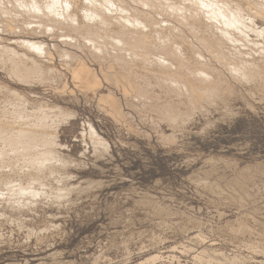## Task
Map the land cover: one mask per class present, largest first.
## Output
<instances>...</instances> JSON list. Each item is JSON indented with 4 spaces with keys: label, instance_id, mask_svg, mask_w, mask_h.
<instances>
[{
    "label": "rangeland",
    "instance_id": "obj_1",
    "mask_svg": "<svg viewBox=\"0 0 264 264\" xmlns=\"http://www.w3.org/2000/svg\"><path fill=\"white\" fill-rule=\"evenodd\" d=\"M1 1L0 47L6 51L2 53L0 49V58L8 57V64L11 60L18 62L12 56L15 51V55L31 61L35 58L41 63L40 67L44 64L41 68L45 67L31 82H21L11 72L14 69L11 70L10 64L5 65L6 59L5 63L1 62V129L5 130L2 126L5 123L4 127L9 125L11 131L14 129L15 133H8L7 127L6 137L10 133L17 134L20 128L29 130L36 125L35 131L38 130L40 136L35 132L34 139L30 138L32 143L42 142L39 147L43 152L45 141L54 138L56 145L53 141L54 146L47 149L54 148L58 155L57 162L56 159L51 161L52 167L47 164L46 172L39 171L43 182L34 184L36 190L32 184V189L37 191L34 196L27 194L21 199L18 188L12 191L10 188L19 187L21 183L28 185L25 177L28 179L36 170L29 165L30 156L24 152L20 155L1 140L0 147L3 150L5 145V151L0 152L5 155L0 158V176L7 179L10 175L11 178H8L9 184L0 186V264H264V77L243 80L233 75L215 55L199 48L194 35H189L186 28L160 9L162 15L155 13V20L163 25L167 23L165 29L171 28L172 32L178 28L180 32L183 30L188 40L192 39L204 53L210 78L207 84L219 93L212 96L214 101L207 100L211 98L206 96L195 104L185 89L174 91L173 84L164 79L156 65L123 59L124 52L120 51L122 58L115 49L112 54L111 46L104 51L110 44L107 40L113 39L117 32L116 26L101 30L94 27V22L81 30L79 25V34L72 32L71 27L58 28L47 19H42L44 22L34 17L31 18L35 20H28L30 17L22 15L15 0ZM127 1V7H136L135 2ZM245 1L234 0V3L242 2L250 9L255 8L254 3L257 5L264 0ZM16 15L22 16L23 22ZM260 19H253L252 23L262 30L264 20ZM171 21L174 25L169 24ZM22 27L25 32L21 31ZM45 29L49 32L44 33ZM86 30L90 33H85ZM86 34L89 36L85 37ZM91 35L107 42L97 41ZM73 37L78 41L72 46L69 42ZM256 38V34L251 33L250 39L262 46L264 36ZM87 39L94 41V48H98L94 53L98 52L101 60L94 53L93 56V46ZM19 40L42 43L49 51L43 56L28 53L17 42ZM251 40L248 41L250 47H244L245 42L239 44L247 49L246 53L250 48L255 49ZM84 43H89L91 48ZM158 48L150 49L152 57L167 58L166 51ZM39 58L41 61L37 60ZM74 60L92 70L97 78L93 80L98 82L96 86L92 83L88 88L72 78V70L78 65ZM137 64L143 65L142 68ZM125 69L134 78L133 87L119 80L127 75ZM155 73L162 76L155 77ZM43 111L49 119L42 118ZM21 119L29 121V125ZM39 120H44L46 132ZM51 120L54 122L50 123ZM20 123L23 124L19 126ZM48 124H52L51 128ZM92 131L97 137H91ZM39 138L44 140L39 141ZM19 144L15 147L25 148L23 142ZM39 147L29 150L39 155ZM39 191L47 196L39 195Z\"/></svg>",
    "mask_w": 264,
    "mask_h": 264
},
{
    "label": "bare ground",
    "instance_id": "obj_2",
    "mask_svg": "<svg viewBox=\"0 0 264 264\" xmlns=\"http://www.w3.org/2000/svg\"><path fill=\"white\" fill-rule=\"evenodd\" d=\"M132 2H135L136 7H133L132 9L129 8V6L127 7V0H15V2H17L18 4V7L20 9H22V15L27 18L28 20H32L31 17H34V18H37L36 20L40 19L41 22L43 21L42 19H44L46 21L47 20H50L52 22V24L56 25L58 28L60 27H66V29H69L71 27V30L72 32H77L79 33V25L81 26V30H82V27H84V30H85V27H88L89 23H94L95 22V26L96 28H100L101 30L104 28V29H107L108 27L110 28V26H113L115 27L116 26V31L115 32V36H113V39L111 40L109 38V40H107L110 44L109 46H105L104 47V51L106 47H112L113 49L111 50V52L115 49L117 51H119V56H120V51H123L124 52V56L122 55L123 59H126L128 61H133V60H138L139 62L141 61V63H143V65H147V64H152V67L153 65H156L158 68H160L163 72V75H164V79H166L167 81H169L171 84H173L172 87H174V91H181L180 89L183 88L185 89V93L188 94L189 97H191V99H193L194 103H198L199 101H202L203 98H211V99H207V100H213L214 101V98L212 97L214 95V93L216 94L217 91H215V89H213V87L210 85V84H207L208 81H210V78H209V75L207 73L206 70H208V64H206V60L204 59V53H202V49L204 51H206L208 54L210 55H215L218 59H220L222 61V63H224V65L226 66L227 70L230 71V73H232L233 75H237L238 77H241L243 80H249V78H263L264 77V44H261L259 45V43L252 41L250 39L251 37V33H255L256 34V37L257 38H260L262 36H264V28L261 29H258V28H255V23H252V22H255L253 19L255 18H262L264 20V4L263 2H261L260 4H257L255 5V3L253 4L255 6V8H250L249 7H244V5L242 4V2H237V3H234V0L233 3L231 4V2L229 3V1L227 0H130ZM241 1V0H240ZM245 1V0H244ZM247 1V0H246ZM245 1V2H246ZM255 1V0H254ZM8 1L6 0V3ZM131 2V3H132ZM137 2V3H136ZM188 2V3H186ZM236 2V1H235ZM2 4V1L0 2ZM249 3V2H248ZM15 4V3H14ZM129 4V3H128ZM2 6V5H0ZM4 6V5H3ZM7 6V5H6ZM249 6V4H248ZM8 7V6H7ZM1 8V7H0ZM4 8V7H3ZM6 8V7H5ZM9 8V7H8ZM12 10H13V7H11ZM248 8V9H247ZM2 9V8H1ZM7 9V8H6ZM160 9H164L165 11H167V13L170 14L171 17H173L172 19L180 24L182 27L186 28L187 31H188V34L189 35H194V39L195 41H197V44L199 45V48L201 49H197L196 45H194L192 43V39L189 41L188 40V35H185L184 31L181 30L177 31L174 30V32L170 31L171 28L169 29L168 27L171 26V25H174L172 24V21L171 25H169L168 29H165L164 24H160L158 22V20L156 21L155 18H154V15L155 13H157L158 15V12L160 11H163V10H160ZM160 10V11H159ZM8 11V10H6ZM5 11V12H6ZM11 11V10H10ZM2 12V10H1ZM14 12V11H13ZM21 12V11H20ZM8 13V12H7ZM10 13V12H9ZM161 15H162V12H160ZM164 13V12H163ZM165 13V14H167ZM4 14V13H3ZM15 15V13H13ZM12 14V16H14ZM156 15V16H157ZM2 16V14H1ZM6 16V15H4ZM10 16V14H9ZM17 16V17H16ZM15 17L16 18H20L21 17V20L23 22V17L20 16L18 17V15H16ZM160 16V14H159ZM165 16V15H164ZM168 17L171 19V17ZM247 16V17H246ZM163 17V16H162ZM9 19V18H8ZM164 19V18H163ZM15 20V19H14ZM20 20V21H21ZM35 20V19H33ZM32 20V21H33ZM38 20V22L40 21ZM167 20V19H166ZM261 20V19H260ZM7 21V20H6ZM11 21V20H10ZM19 21V20H18ZM49 21V24L51 23ZM168 21V20H167ZM17 22V21H16ZM29 22V21H28ZM44 22V21H43ZM161 22V21H160ZM26 23V22H25ZM46 23V22H45ZM44 23V24H45ZM165 23V22H164ZM27 24V23H26ZM31 25V23H28ZM27 24V25H28ZM24 25V23H23ZM29 25V26H30ZM38 25V24H37ZM163 25V26H162ZM25 26V25H24ZM33 26V25H32ZM43 26V25H41ZM46 26V24H45ZM92 26V25H91ZM167 26V25H166ZM31 27V26H30ZM38 27V26H36ZM55 27V26H54ZM68 27V28H67ZM176 27V26H175ZM20 27H18L19 29ZM33 28V27H32ZM35 28V27H34ZM43 28H45L43 26ZM42 28V29H43ZM47 28V27H46ZM49 28H51L49 26ZM174 28V26L172 27ZM26 29V28H25ZM38 29H41L40 27H38ZM37 29V30H38ZM53 28H51L52 30ZM56 29V28H55ZM64 29V28H63ZM95 29V28H94ZM1 30V29H0ZM24 28L22 27L21 31H23ZM30 30V29H28ZM31 30H34V29H31ZM30 30V31H31ZM36 30V29H35ZM60 30V29H59ZM110 30V29H109ZM112 30V29H111ZM110 30V31H111ZM115 30V29H114ZM180 30V29H179ZM3 31V30H2ZM15 31V30H14ZM40 31V30H38ZM37 31V32H38ZM44 30H42L41 32H43ZM48 31V30H47ZM45 29V32L44 33H48ZM66 31V30H65ZM88 30H86L85 33H87ZM91 31V30H90ZM96 31V30H95ZM103 31H106V30H103ZM25 32V30L23 31ZM36 32V31H35ZM40 32V33H41ZM71 32V33H72ZM81 32V31H80ZM113 32V31H112ZM111 32V33H112ZM84 33V34H85ZM90 33V32H88ZM87 33V34H88ZM101 34V31L99 32ZM104 33V32H103ZM106 33V32H105ZM17 34V33H16ZM35 34V33H34ZM77 34V33H76ZM80 34V33H79ZM85 35L86 36H89V35ZM43 35V34H42ZM63 35V34H62ZM94 35V34H93ZM91 35V36H93ZM110 35V36H111ZM155 35L158 36V38L156 39L155 38ZM37 36V35H36ZM71 36V35H69ZM82 37V34L80 35ZM97 37V33L96 35H94ZM93 36V39L95 38ZM99 36V34H98ZM103 36V35H102ZM107 36V35H105ZM156 36V37H157ZM160 36V37H159ZM104 37V36H103ZM64 38V37H62ZM68 38H71V37H68ZM92 38V37H91ZM100 38V37H99ZM102 38V37H101ZM107 38V37H106ZM105 38V40H106ZM256 38V39H257ZM1 39V38H0ZM83 41L85 40V38H82ZM96 39V38H95ZM98 39V38H97ZM96 39V40H97ZM193 39V40H194ZM64 40V39H63ZM89 39H87L86 42H88ZM95 40V41H96ZM251 40V45L256 49H252L250 48V51L249 52H244L245 50L247 49H242L239 44L241 42H245V44L243 43L242 45L245 47L249 46L250 43H248V41ZM68 40L66 39V42ZM74 41H78V40H74V37H73V41L71 40L69 43H71V45L73 46L74 45ZM91 40H89L90 42ZM97 41H103L102 39H99ZM96 41V42H97ZM107 41H103L104 43L107 42ZM20 46L22 48H25L26 51H28V53H34V54H37L40 55V56H43V55H46L48 52H46V46L44 48V45H42V43H38V42H29V41H17ZM94 42V41H93ZM91 41V45L93 46L94 48V45L92 44L93 43ZM101 42V43H103ZM76 44L78 42H75ZM98 43V42H97ZM100 43V44H101ZM103 43V45H105ZM260 43H264V42H260ZM66 44V43H65ZM86 45V47L90 44L88 43H84ZM107 44V43H106ZM247 44V45H246ZM70 45V44H68ZM98 45V44H97ZM241 45V44H240ZM6 46V45H5ZM76 46V45H75ZM84 47V45H82ZM88 48H91L89 47ZM96 46V45H95ZM242 46V47H243ZM86 47L84 49H86ZM99 47V46H97ZM162 48V50H165L166 54L165 56L167 55V58H164V59H160L159 57H157L158 59H156V57H152V52H151V48ZM250 47V46H249ZM78 48V47H77ZM93 48L91 49L92 54L94 53V51H97L98 48L96 49V47L94 48L95 50H93ZM158 48V49H159ZM0 49H2L0 47ZM5 49V48H3ZM2 49V50H3ZM58 49V48H56ZM76 49V48H75ZM109 52V48H107ZM159 49V50H160ZM8 50V49H7ZM81 50V49H79ZM157 50V49H156ZM154 50V51H156ZM4 51L6 50H3L2 53H4ZM49 51V50H47ZM100 51V49H99ZM90 52V50L88 51ZM103 55V51H100ZM107 52H105L104 55L107 56ZM116 52V51H114ZM156 52H160V51H156ZM155 52V53H156ZM7 53V52H6ZM14 54H12L13 58H15V60H17L18 62L14 61V60H11L9 63L10 66H11V70L14 69L13 71L11 72H14V75L21 79L23 81H30V80H33L34 77L36 76H40V74H42V71H44V68H41L40 67V64L36 62L35 58L33 59L32 57V61L27 59V58H23V57H20L18 55H15V51L13 52ZM50 53V52H49ZM85 53V52H84ZM110 53V52H109ZM118 53V52H117ZM116 53V54H117ZM154 53V52H153ZM17 54V53H16ZM52 54V53H50ZM49 54V55H50ZM95 54V53H94ZM93 54V56H94ZM112 54H115L112 52ZM7 55V54H6ZM48 55V56H49ZM87 55V54H86ZM96 56L100 55L98 52L97 54H95ZM110 55V54H109ZM154 55V54H153ZM2 56V55H1ZM4 56V54H3ZM52 56V55H50ZM64 56V55H63ZM85 56V55H84ZM93 56H91L93 58ZM117 56V57H119ZM159 56V55H158ZM247 56V57H246ZM7 57V56H6ZM65 57H67L65 55ZM102 57H105V56H102ZM121 57V56H120ZM121 57V58H122ZM3 59L0 58V65H1V62L5 63L4 62V59H6L7 61V64L5 63V65H9L8 62H9V58H4L2 57ZM50 58V57H49ZM53 58V57H52ZM96 57H94L95 59ZM98 58H100L98 56ZM97 58V59H98ZM111 58V57H110ZM109 58V59H110ZM121 58L120 61L122 60ZM11 59V58H10ZM43 59V58H42ZM54 59V58H53ZM75 59H78V58H75ZM93 59V60H94ZM96 59V61H97ZM103 59V58H102ZM106 57H105V61H106ZM112 59V58H111ZM116 59V58H115ZM119 59H118V62H119ZM171 59V60H169ZM241 59V60H240ZM39 61H41V59H37ZM44 60V59H43ZM79 60V59H78ZM101 60V58H100ZM205 60V61H204ZM244 60V61H242ZM75 61V60H74ZM82 61V60H81ZM99 61V60H98ZM97 61V62H98ZM117 61V60H116ZM76 64L78 61H75ZM103 62V60H102ZM114 62V61H113ZM170 62V63H169ZM2 63V64H3ZM51 63V62H50ZM80 62H78V65L76 66V68L74 70H72L73 73V77L74 80H78L79 83H81L80 85H83V86H87L88 88H90V86L92 85V83H94V85L98 84V82H94V74L92 72L91 69H89L87 66L84 65V63H81L79 64ZM122 63H124V61H122ZM126 63V62H125ZM124 63V64H125ZM137 63V61H136ZM240 63V64H238ZM13 64V65H12ZM47 64V62H46ZM49 64V62H48ZM75 64V65H76ZM128 64V62H127ZM135 64V63H133ZM242 64V66H241ZM70 65V64H69ZM120 65V64H119ZM117 65V66H119ZM126 65V64H125ZM138 65V64H137ZM143 65H138V67L142 68ZM3 66V65H2ZM7 66H5V68L7 69ZM9 66V68H10ZM48 65H46L47 67ZM52 66V65H51ZM101 66V64H100ZM130 66V65H129ZM134 66V65H132ZM136 66V64H135ZM149 66V65H148ZM54 67V66H53ZM67 67V66H66ZM73 68V66H71ZM122 67V66H120ZM126 67V66H125ZM128 67V66H127ZM126 67V68H127ZM147 67V66H146ZM144 67L143 69H145V71L147 72L148 69ZM156 67V68H157ZM50 67H48L49 69ZM71 68V69H72ZM119 68V67H118ZM132 68V67H131ZM135 68V67H134ZM133 68V69H134ZM137 68V66H136ZM138 68V69H139ZM150 68V67H149ZM46 69V71L48 70ZM115 69V68H114ZM120 69V68H119ZM123 71L124 69L121 68ZM129 70L130 67L128 68ZM136 69V70H138ZM147 69V70H146ZM176 69V70H175ZM68 70V69H67ZM126 72H127V69H125ZM158 70V69H157ZM156 70V71H157ZM160 70V72H161ZM10 71V70H9ZM50 71V70H49ZM54 71V70H53ZM69 71V70H68ZM140 71V70H139ZM143 71V70H141ZM152 71V69H150V72ZM154 71V70H153ZM125 72V71H124ZM136 72V71H135ZM149 72V74H150ZM159 72V71H158ZM161 72V73H162ZM49 73V72H48ZM54 73V72H53ZM120 73V71H119ZM123 73V72H122ZM120 73V74H122ZM133 73V72H131ZM148 73V72H147ZM154 73V72H153ZM152 73V74H153ZM13 74V73H12ZM117 77H119V75ZM124 74V73H123ZM127 75H125V78L123 77H119L122 81V83L124 82V84H128V85H131L133 84V80L131 77V74H130V71L125 73ZM138 75V72L136 73ZM135 74V75H136ZM145 74V73H144ZM160 74V73H159ZM159 74H156L155 73V77L156 75H159ZM45 75V74H44ZM55 75V74H54ZM136 75V76H137ZM135 76V78H137ZM141 76V75H140ZM146 76V75H145ZM144 76V77H145ZM152 76V77H154ZM160 77L162 76L159 75ZM11 77V76H10ZM160 77L158 79H160ZM51 79V78H50ZM134 79V78H133ZM157 79V78H156ZM52 80V79H51ZM55 80V79H54ZM94 80V81H93ZM96 81H97V78H96ZM118 81V80H117ZM136 82L134 83H137V80H134ZM161 81V80H160ZM165 81V80H164ZM18 82V81H17ZM31 82V81H30ZM55 82V81H53ZM157 82V81H156ZM29 83V82H28ZM42 83V82H41ZM78 83V84H79ZM165 83V82H164ZM163 83V84H164ZM167 83V82H166ZM165 83V84H166ZM115 84V83H114ZM113 84V85H114ZM121 84V82H120ZM123 84V86H124ZM95 85V86H96ZM122 85V84H121ZM125 85V86H126ZM138 85V83H137ZM140 85V84H139ZM138 85V86H139ZM143 85V84H142ZM152 85V84H151ZM124 86V87H125ZM144 86V85H143ZM167 86V85H165ZM82 87V86H80ZM86 87V88H87ZM93 87V86H92ZM117 87V86H116ZM133 87V86H132ZM85 88V87H84ZM82 89V90H85V89ZM99 88V87H98ZM137 88V87H136ZM151 88V87H149ZM162 88V87H161ZM132 89V88H131ZM139 89V88H138ZM137 89V90H138ZM4 90V89H3ZM136 90V91H137ZM88 91V90H87ZM161 91V90H160ZM146 92V91H145ZM141 93H143V90L141 91ZM149 93V92H148ZM218 93V92H217ZM261 93V92H260ZM16 94V93H15ZM145 94V93H143ZM186 94V95H187ZM209 94V96H208ZM219 94V93H218ZM139 95V94H138ZM150 95V94H149ZM106 96V95H105ZM143 96V95H142ZM146 97V96H145ZM145 97H143L145 99ZM150 97V96H149ZM17 98V97H16ZM105 98V97H104ZM147 98V97H146ZM101 99V98H100ZM179 99V98H178ZM191 99H190V102H191ZM21 100V99H19ZM163 100V99H161ZM156 101V100H155ZM33 102V101H32ZM176 102V101H175ZM22 103V102H21ZM7 104V102H6ZM17 104V103H16ZM103 104V103H101ZM114 104V102H113ZM178 104V103H177ZM175 104V106L177 105ZM1 105V104H0ZM4 105V104H3ZM2 105V106H3ZM50 105V104H49ZM99 105V104H98ZM105 105V104H104ZM119 105V104H118ZM145 105V104H144ZM159 105V104H158ZM165 105V104H164ZM18 106V105H17ZM117 106V105H116ZM162 106V105H161ZM10 107V106H9ZM13 107V106H12ZM48 107V106H47ZM104 107V106H103ZM111 107V105H110ZM167 107V106H166ZM174 107V106H173ZM231 107V106H230ZM15 108V107H14ZM17 108V107H16ZM44 108V107H43ZM46 108V107H45ZM57 108V107H56ZM162 108V107H161ZM215 108V107H214ZM23 109V108H22ZM55 109V108H54ZM59 109V108H58ZM116 110L118 108H115ZM172 109V108H171ZM174 109V108H173ZM201 109V108H200ZM253 109V108H252ZM3 110V109H2ZM11 110V109H10ZM25 110V109H24ZM46 110L49 111V109L47 108ZM53 110V109H52ZM57 110V109H56ZM176 110V109H175ZM174 110V111H175ZM1 111V109H0ZM9 111V110H8ZM34 111V110H33ZM65 111V110H64ZM113 111V110H112ZM218 111V109H217ZM19 112V111H18ZM32 112V111H31ZM60 112V111H59ZM58 112V113H59ZM120 112V111H119ZM169 112V111H168ZM167 112V113H168ZM173 112V110H172ZM9 113V112H8ZM51 113V112H50ZM105 113V112H104ZM110 113V111H109ZM12 114V113H11ZM25 114V113H24ZM32 114V113H31ZM35 114V113H34ZM33 114V115H34ZM43 114H44V111H43ZM55 114V113H54ZM61 114V113H60ZM63 114V113H62ZM70 114V113H69ZM111 114V113H110ZM178 114V113H177ZM26 115V114H25ZM29 115V114H28ZM36 115V114H35ZM34 115V117H35ZM59 115V114H58ZM191 115V114H190ZM16 116V115H15ZM20 116V115H19ZM27 116V115H26ZM25 116V117H26ZM38 116V114H37ZM46 116L47 118V115L44 114V116L42 118H44ZM56 116V115H55ZM4 117V116H3ZM11 117V116H10ZM18 117V116H17ZM32 117V118H34ZM39 117V116H38ZM37 117V118H38ZM40 117V118H41ZM166 117V115H165ZM24 118V115L23 117ZM28 118V117H26ZM31 118V117H30ZM38 118V119H40ZM41 118V119H42ZM47 119H49V117ZM51 118V117H50ZM59 118V116H58ZM69 118V116H68ZM3 119V118H2ZM36 119V117H35ZM162 119V118H161ZM165 119V118H164ZM170 119V118H169ZM172 119V118H171ZM1 120V119H0ZM22 120V119H21ZM20 120V121H21ZM26 120V119H25ZM25 120H22L23 122ZM29 120V119H28ZM27 120V121H28ZM57 120V119H56ZM40 121V120H39ZM44 120L40 121V124L41 125H45ZM53 120H51L50 123H52ZM163 121V120H162ZM165 121V120H164ZM18 123V121H16ZM15 122V125H17ZM26 122V121H25ZM24 122V123H25ZM29 122V121H28ZM28 122H26L25 124L29 125ZM36 122V121H35ZM38 122V120H37ZM36 122V124H37ZM54 122V121H53ZM167 122H170L169 120H167ZM11 123V122H10ZM39 123V122H38ZM58 123V122H57ZM173 123V122H172ZM23 124V123H22ZM21 123L18 124L19 126L22 125ZM56 124V123H55ZM174 124V123H173ZM6 125V123H5ZM5 125H2L3 128H5V130L1 129V122H0V142L2 143V141L5 143L7 142L6 144H10L13 148H14V151H18V153L21 155L23 152L25 153L24 155L26 156H30L29 158V165L32 166L34 168V171L36 170V172L34 174H32L31 176H28V179L25 177L26 180L29 181V184L28 185H25V184H22L21 185L19 184V187L18 185L14 186V189L13 187H11V191L12 190H15V187L18 188V193L20 194L19 196H21L20 198L22 199V196L24 195H32L34 196L33 194H35V192L37 191H34L32 189V184L34 185L35 183H39L40 181H42V176L40 178V172H43L45 171L46 172V169L44 170V167L47 165V164H51V167H52V163L51 161L53 162V160H55L57 158V155L56 153H54V148L51 150L50 148L47 149L48 147H50L51 145H53V141H54V136L52 137L53 138V141H51L50 139L49 140H46V137L45 138V146L46 148L44 147L43 149H45V151L42 152V150L40 149L39 147V143L42 144V142H36V146L34 147L33 145H35V143H32L33 140L31 141L30 138H33V135H35L34 133L37 132L38 134V130L35 131V126L32 128L33 129H22L20 128V130L17 132V134L13 135L12 133L14 132L12 129V131L10 130V128L8 126L4 127ZM49 125V124H48ZM60 125V124H59ZM31 126V125H30ZM30 126H27V127H30ZM38 126V125H37ZM50 128L52 126L49 125ZM54 126V124H53ZM8 127V133L9 131H11L12 133H10V135L8 134V136L5 137V134H6V129ZM26 128V126H24ZM39 127V126H38ZM42 127V126H40ZM46 125L42 127V130L43 132L46 130ZM48 128V129H50ZM18 130V129H17ZM51 130V129H50ZM3 131V132H2ZM53 132V130H51ZM57 131V129L55 130ZM46 132V131H45ZM15 133V132H14ZM42 133V132H41ZM12 134V135H11ZM44 134V133H43ZM42 134V135H43ZM7 135V134H6ZM39 135V134H38ZM38 135H37V138H38ZM45 135V134H44ZM93 135H96L97 137V134H95L94 131L91 132V137ZM40 136V135H39ZM51 137V136H50ZM95 137V136H94ZM95 137V138H96ZM41 138V137H40ZM39 138V139H40ZM49 138V137H48ZM93 138V137H92ZM94 138V139H95ZM99 138V137H98ZM97 139V138H96ZM2 140V141H1ZM42 140H44V138H42ZM41 139L39 141H42ZM99 140V139H98ZM104 140V139H102ZM19 141L23 142V145L25 148H21V149H18V147L16 148L15 147V144H19ZM95 141V140H94ZM101 140H99L100 142ZM97 142V143H99ZM0 143V144H1ZM26 143V144H24ZM38 144V145H37ZM40 144V145H41ZM94 144V143H93ZM2 145V144H1ZM20 145V144H19ZM54 145L55 144V141H54ZM53 145V146H54ZM98 145V144H97ZM101 145V144H100ZM11 146H8L9 149L11 148ZM58 146V145H57ZM3 147V150L2 148L0 147V150L2 151H5L4 150V147L5 145L2 146ZM23 147V146H22ZM36 147H39L38 149H40L39 151L41 153H39V155L35 154L33 155L32 153L34 152H30V150H35ZM42 147V146H41ZM59 147V146H58ZM100 147V146H99ZM35 148V149H34ZM62 148V147H61ZM93 148V147H92ZM7 149V148H6ZM30 149V150H29ZM47 149V150H46ZM96 149V148H95ZM12 150V149H11ZM10 150V152H11ZM0 152V158H2L5 154L4 152ZM9 150H7V158H8V153ZM13 152V151H12ZM15 152L12 153V155H15L14 154ZM38 153V152H37ZM4 154V155H2ZM11 154V153H10ZM16 156H17V153H16ZM23 156V155H22ZM21 156V157H22ZM20 157V156H19ZM18 157V158H19ZM12 158V157H11ZM59 158V157H58ZM4 159V158H3ZM10 159V158H9ZM62 159V158H61ZM22 160V159H21ZM27 160V159H26ZM8 161V160H7ZM57 162V159L55 160ZM66 161V160H65ZM3 162V161H2ZM10 162V161H9ZM27 162V163H28ZM20 163V162H19ZM23 163H24V159H23ZM26 163V164H27ZM61 163V162H59ZM25 164V166H26ZM63 164V163H62ZM71 164V163H70ZM12 165V164H11ZM16 165V164H15ZM14 165V166H15ZM29 166V167H30ZM63 166V165H62ZM16 167V166H15ZM50 167V168H51ZM56 167V166H55ZM6 168V167H5ZM4 168V169H5ZM28 168V166H27ZM26 168V169H27ZM32 168V169H33ZM54 168V167H53ZM20 169V167H19ZM24 169V168H23ZM7 170V169H6ZM14 170V169H13ZM28 170V169H27ZM30 170H31V167H30ZM52 170V169H51ZM55 170V169H54ZM17 171V170H16ZM29 171V170H28ZM40 171V172H39ZM22 172V171H21ZM49 172V171H47ZM11 173V172H10ZM31 173V171L29 172ZM55 173V172H54ZM53 173V174H54ZM4 174V173H3ZM8 174V173H7ZM16 174V173H15ZM28 174V173H26ZM43 174V173H42ZM13 175V174H12ZM17 175V174H16ZM22 175V174H20ZM43 175H47L46 173L43 174ZM10 177V175H8ZM50 176V175H49ZM54 176V175H53ZM4 176H0V186L2 184H4V186H6L5 184L6 183H10L8 181V178H3ZM51 177V176H50ZM11 178V177H10ZM21 179V178H20ZM24 179V178H23ZM50 179V178H49ZM55 179V178H54ZM10 180V179H9ZM15 180V179H14ZM45 180V179H44ZM58 180V179H57ZM13 181V180H12ZM21 181V180H20ZM47 181V179H46ZM16 182V181H15ZM43 182V181H42ZM59 182V181H58ZM20 183V182H19ZM25 183V182H24ZM61 183V182H60ZM15 184V183H14ZM43 184V183H42ZM44 185V184H43ZM43 185H39V186H43ZM46 185V183H45ZM60 185V184H59ZM91 185V184H90ZM8 186V185H7ZM10 186V185H9ZM13 186V185H12ZM32 186V187H31ZM6 188V187H4ZM47 188V186H46ZM50 188V187H49ZM8 189V188H7ZM10 189H8V192L9 193H12L10 191ZM34 189L36 190L35 188V185H34ZM61 190V189H60ZM82 191V190H81ZM3 192V190L1 191ZM6 192V191H5ZM7 192V193H8ZM4 193V192H3ZM6 193V194H7ZM16 193V192H15ZM17 193V194H18ZM40 193V191L38 192V194ZM44 193V192H43ZM41 194L44 196V194ZM55 193V192H54ZM14 194V192H13ZM37 194V195H38ZM39 194V195H40ZM52 194V193H51ZM4 195V194H3ZM28 195V196H29ZM13 196V195H12ZM27 196V197H28ZM47 196V194H46ZM1 197V196H0ZM53 197V196H52ZM4 198V197H3ZM12 198V197H10ZM5 199V198H4ZM29 199V197H28ZM32 199V198H31ZM34 199V198H33ZM36 199V197H35ZM41 199V198H40ZM55 199V197H54ZM15 202V201H14ZM17 202V201H16ZM19 202V201H18ZM7 203V202H6ZM20 203V202H19ZM13 204V203H12ZM16 204V203H15ZM24 204H27V203H24ZM34 204V203H33ZM23 205V204H22ZM19 206V205H18ZM151 260H149L150 262ZM153 261V260H152ZM151 263V262H150ZM148 264V263H147Z\"/></svg>",
    "mask_w": 264,
    "mask_h": 264
}]
</instances>
